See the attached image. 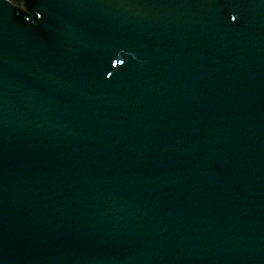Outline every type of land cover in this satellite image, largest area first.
<instances>
[{
  "label": "water",
  "instance_id": "1",
  "mask_svg": "<svg viewBox=\"0 0 264 264\" xmlns=\"http://www.w3.org/2000/svg\"><path fill=\"white\" fill-rule=\"evenodd\" d=\"M0 264H264V0H0Z\"/></svg>",
  "mask_w": 264,
  "mask_h": 264
},
{
  "label": "snow or ice",
  "instance_id": "2",
  "mask_svg": "<svg viewBox=\"0 0 264 264\" xmlns=\"http://www.w3.org/2000/svg\"><path fill=\"white\" fill-rule=\"evenodd\" d=\"M232 19L235 20V19H236V16L233 15V16H232Z\"/></svg>",
  "mask_w": 264,
  "mask_h": 264
}]
</instances>
